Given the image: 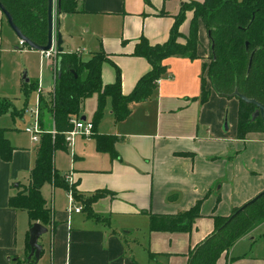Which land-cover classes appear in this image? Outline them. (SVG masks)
Wrapping results in <instances>:
<instances>
[{"label": "crops", "instance_id": "obj_1", "mask_svg": "<svg viewBox=\"0 0 264 264\" xmlns=\"http://www.w3.org/2000/svg\"><path fill=\"white\" fill-rule=\"evenodd\" d=\"M187 1L192 0H77L74 12L59 16V29L55 18V31L70 47L64 51L80 49L84 59L105 52L109 60L102 67L104 83L116 80L118 67L122 92L127 95L151 68L148 59L134 54L137 42L142 36L151 44L166 42L175 16ZM4 17L0 9V28ZM192 17L193 11H187L180 42L186 41ZM199 40L200 57L166 58V72L157 88L149 98L133 101L125 119L116 121L108 99L96 132L116 136L117 158L98 150L92 135L76 138L72 156L67 145L56 151L55 167L64 178L70 169L61 167L57 153L70 156L79 191L89 195L106 189L113 194L94 202L93 210L101 216L97 220L84 209L69 214L68 197L66 203L55 195L50 199V189L58 186L45 183L42 193L57 224L54 231L48 227L39 237L42 249L37 264H158L162 256L171 264H187L189 249L213 231L215 215L229 216L264 190V132L239 139V100L218 95L210 82L209 99L200 100L203 63L209 61L210 47L202 21ZM52 84L54 75L44 90H51ZM91 98L94 104L87 107ZM97 99L93 95L83 102L81 119L92 121ZM16 115L22 116L23 110ZM9 139L15 147L13 157L0 158V264H29L31 221L28 212L11 207L9 199L19 185L30 183L39 141L16 145ZM198 201H202V216L191 232L149 229L150 244L145 249L135 233L124 228L126 218L144 217L150 224V213L175 214ZM254 240L253 231L240 238L221 263L264 264L263 248L253 252Z\"/></svg>", "mask_w": 264, "mask_h": 264}, {"label": "trees", "instance_id": "obj_2", "mask_svg": "<svg viewBox=\"0 0 264 264\" xmlns=\"http://www.w3.org/2000/svg\"><path fill=\"white\" fill-rule=\"evenodd\" d=\"M1 2L11 13L22 33L39 45L47 44L48 0H1ZM76 6L77 0H57V29L59 16L62 13L74 12ZM189 10L193 11L190 31L185 36L186 41L180 42L178 37L184 36L180 26ZM200 21L204 23L210 40L209 61L203 63L200 100L205 102L209 99L210 89L207 88V84L210 82L220 96L230 98V95L238 90L264 106V0L185 2L175 16L166 42L151 44L143 36L137 42L134 54L148 59L151 68L127 95L122 92V75L118 67L116 80L104 83L102 67L109 60L105 52H95L89 59H84L73 51L57 52L53 64L54 86L48 91L49 96L40 94L39 97L42 134L35 165L31 170V180L28 185H19L17 193L9 199L11 207L28 212L31 226L35 222H40L52 231L56 228L53 210L47 207L42 193V187L47 182L67 190L72 189L76 201L83 206L88 215L97 220L101 219V216L94 212L93 204L113 193L103 189L86 195L77 189L76 183L70 185L55 167L56 151L66 146L65 132L73 128V118H81L83 102L97 95V107L92 119L94 129L91 135L96 139L98 150L108 152L112 159L117 158L116 136L96 132L108 99L111 98L116 121H121L130 114V104L133 101L149 98L157 88L158 80L166 72L164 64L166 58L174 55L187 56L190 59L199 58ZM237 99L238 138L246 139L250 133L264 132L262 114L254 116L257 106ZM11 106L10 101L0 97V115L10 111ZM53 129L56 130L55 135L51 132ZM14 149L6 135V128L0 127V158L10 161ZM201 205L202 201H198L192 208L175 214L150 213V231L191 232L196 219L202 216ZM239 208L235 207L229 216H214L213 231L190 249L187 264H222L221 258L227 256L235 243L264 222V194L231 217ZM150 253L152 258L155 257L153 252ZM28 262L37 264V259L31 258Z\"/></svg>", "mask_w": 264, "mask_h": 264}, {"label": "rangeland", "instance_id": "obj_3", "mask_svg": "<svg viewBox=\"0 0 264 264\" xmlns=\"http://www.w3.org/2000/svg\"><path fill=\"white\" fill-rule=\"evenodd\" d=\"M178 39H180V37H178ZM62 46L64 49L70 50L67 42L63 43ZM72 47L74 48L75 45ZM87 53L89 52H86L85 54ZM78 55L81 56L79 53ZM206 58L209 59L208 56ZM51 62L55 64L54 58L49 59L45 57L41 51L30 49L27 45H23L18 35L9 25L6 17H4L2 28H0V97L10 101L12 106L10 111L0 115V127L6 128L7 136L11 138V140L16 143V145H25L33 141L31 134L27 132L25 128L27 126L33 125L35 121V115L33 111H35L37 108V100L39 96V87L37 85L38 82H40V85L44 90L47 84H50L53 79L55 70L54 65ZM108 63L112 64L111 62ZM25 76L29 78V82L23 81ZM53 86L54 84L51 85V87ZM42 94H44L46 97L49 96V92L47 90H44ZM94 100L95 98L89 99L86 102L87 107H89L91 104H94ZM22 110V116L16 115ZM69 150L70 152L72 151L70 147ZM71 154L72 152L70 155ZM57 158L61 167L70 169V171H68L66 174L69 175L72 171V167L70 166V156L60 151L57 153ZM66 190V188L60 186L55 188V190L50 189V199L52 195H55L56 200L62 198L61 202L66 203V196L69 199L68 190ZM124 220H126L123 221L126 223L124 226L125 230L133 231V233H135L134 237H136V239L139 241L141 247L145 249V247L150 244V236L148 232L150 229V224L148 219L139 217L126 218ZM123 222L120 220L119 223ZM253 236L255 239V247L253 252L257 253L261 248L264 250V222L253 230ZM188 253L186 256H188ZM185 258L186 259L184 260L187 261L186 263H188L187 257ZM158 264H171V261L169 258H163L162 256Z\"/></svg>", "mask_w": 264, "mask_h": 264}, {"label": "water", "instance_id": "obj_4", "mask_svg": "<svg viewBox=\"0 0 264 264\" xmlns=\"http://www.w3.org/2000/svg\"><path fill=\"white\" fill-rule=\"evenodd\" d=\"M56 7H57V0H48V42L45 45H39L32 41L28 36H26L20 28L15 24L13 17L11 13L4 7L0 0V9L3 12L4 16L6 17L9 25L12 27V29L15 31V33L18 35V37L31 49H35L38 51H48L53 46H55L57 52H62L63 50V38L60 31H55V18H56ZM24 82H29L28 77L23 78ZM240 98L244 100L245 102L253 103L257 106V109L254 113V116H257L258 114H262L264 118V106L262 103L257 101L256 99L249 98L246 95L240 93L238 90H235L231 95L230 98ZM85 120L86 117H83ZM225 127L228 129V119H225ZM18 185V184H17ZM264 194V190L259 192L256 196H254L252 199L244 203L240 208L235 212L231 217L236 215L239 211L244 209L247 205L251 204L252 202L256 201L260 196ZM49 230V228L45 225H43L40 222H35L29 229V244L31 246V253L29 255V258L35 257L36 259L40 258V252L42 249V245L39 243V237L46 233Z\"/></svg>", "mask_w": 264, "mask_h": 264}, {"label": "built area", "instance_id": "obj_5", "mask_svg": "<svg viewBox=\"0 0 264 264\" xmlns=\"http://www.w3.org/2000/svg\"><path fill=\"white\" fill-rule=\"evenodd\" d=\"M21 43L23 45H26L22 40H21ZM80 51L81 50L78 49V50L73 51V52L80 53ZM42 53L45 57L52 59L56 56L57 50H56L55 46H53L50 50L42 51ZM159 81H160V79L158 80V82ZM42 92H43V89L41 86H39V96H38V100H37V108L35 111H33V113L35 115L34 124L31 126H27L25 128V130L31 134V137L34 141H39L40 134L42 132V128L40 125V119H39V116H40V113H39L40 98L39 97H40V94H42ZM72 122H73V128L71 130L65 132L66 144L68 145V147L71 148V150H73L76 138L78 136H80V135L90 136L93 133V129H94V123L90 120H87V119L84 120L81 118H73ZM51 132L55 135L56 130L53 129ZM66 180L70 185H73L75 183L73 171H71L69 175H66ZM68 196H69V206H68L69 214H71L72 212H81L83 210V206L76 201V199L73 195L72 189L68 190Z\"/></svg>", "mask_w": 264, "mask_h": 264}]
</instances>
